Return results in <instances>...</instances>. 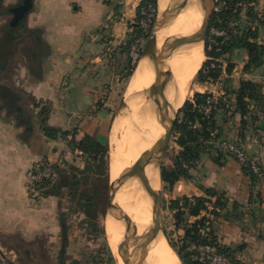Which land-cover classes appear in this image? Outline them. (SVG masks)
<instances>
[{
	"label": "crops",
	"instance_id": "crops-1",
	"mask_svg": "<svg viewBox=\"0 0 264 264\" xmlns=\"http://www.w3.org/2000/svg\"><path fill=\"white\" fill-rule=\"evenodd\" d=\"M20 2L0 0V17L9 19L8 8ZM140 2L32 0L21 34L26 40L21 74L31 77L23 92L36 99L37 104L41 102L46 112L40 110L31 121L22 122L26 125L25 132L23 124H16L11 120L13 117L0 113V248L8 253L9 264H40L41 255L47 264H62L54 253L65 250L69 234L65 212L59 208L57 196L45 194L40 200L28 197L26 171L34 160L65 146L67 138L78 140L80 135H94V130L86 126L99 122L94 116L97 112L91 110L98 94L118 84L127 67L129 56L125 44L136 23ZM249 5L257 16L252 22V27L257 29L256 41L264 44V0H255ZM5 27L0 26V40ZM246 61L245 50H233L229 57L232 71L227 74L224 68L217 82L201 84L202 92L212 93L215 99L223 95L224 86L219 85L222 76L230 80L232 89L238 87L241 79L263 82L264 62L244 70ZM19 108V113L24 115L25 110ZM225 114L221 135L234 140L238 119L230 111ZM43 116L48 126L67 133L55 138L46 136L39 126ZM240 142L264 169V143L254 141L251 127ZM76 152L68 159L72 165L82 168L77 159L73 160L82 158V153ZM213 156V152L204 154L190 178H180L167 187L169 198L201 196L204 188L209 187L223 192L227 204L221 212L228 218L214 219L215 235L221 244L236 250L240 264H264V173L252 188L233 157L226 156L217 164ZM204 214L205 210L199 216ZM199 216H191L189 221Z\"/></svg>",
	"mask_w": 264,
	"mask_h": 264
},
{
	"label": "trees",
	"instance_id": "trees-1",
	"mask_svg": "<svg viewBox=\"0 0 264 264\" xmlns=\"http://www.w3.org/2000/svg\"><path fill=\"white\" fill-rule=\"evenodd\" d=\"M219 0L215 2L218 3ZM226 5L221 7L218 11L213 10L212 17L209 22V29L217 27L226 29L228 22L232 17L238 19L237 29L238 32L230 34L229 40H222L220 42V49L216 50L215 46L210 49L209 46V29L208 37L205 43V54L208 57H223L227 65L225 72L229 74L232 71L233 64L229 62V57L233 50L242 49L247 53V61L244 65V70L259 67L264 62V44L256 41L257 29L253 26L252 22L257 20V16L253 8L249 5L255 0H225ZM241 2L245 7L237 6L236 3ZM149 4L156 7V0H141L137 10L136 21L141 17L140 10L147 8ZM244 9L245 18H242L241 12ZM148 33H144L139 25L135 24L132 29L131 37L125 44L126 50L128 46L138 37L146 39ZM222 41V42H221ZM141 51V49H140ZM140 55V54H139ZM210 61H205L199 70L196 72V81L204 83L206 81H216L220 78L221 67L220 63L216 62L215 67L207 68ZM133 65L131 64L130 57H128L126 74L128 76L132 73ZM207 68V69H206ZM224 94L214 99L211 103V110L208 116H205L201 109L206 103L207 99L212 96L210 92H195L192 99H186L180 108L177 115L172 136L175 144L179 147L177 152L172 158V163L169 165L162 164L160 177L164 186L171 187L180 178H190L192 170L195 168L197 162L206 153H214L213 160L217 164H221L222 158L226 156L233 157L240 165L241 171L247 177L248 182L252 188L261 179L264 169L258 163L255 157L253 162L258 167V171L254 172L251 169L250 162L239 163L237 159L230 153L223 152L214 146L216 140H230L223 137L221 134L222 122L225 120V113L230 111V115L237 117L239 127L237 130L236 138L233 141L240 144L241 139L244 138L245 132L248 127L251 129L261 128L264 129V120H258L255 112L250 109V104H254L258 108L264 107V81L254 82L251 80L241 79L236 89H232L227 82H224ZM42 112H46V108H42ZM225 114V115H224ZM257 122V123H256ZM41 130L50 138H55L58 135H65L67 131L59 128H53L46 124V116L40 120ZM260 143H264L263 139H258ZM72 148H77L86 157V162L83 168L70 165L68 169L59 171L58 178L54 185L45 189V194L58 196L61 188L72 190L80 183V179H92L93 191L87 192H71L73 197L78 198L81 210L87 212L89 207H97L100 209L99 200L101 196V186L103 182L102 175L105 172L104 156L106 154V146L100 141L93 138L91 135L85 134L81 139L72 137L69 140ZM214 197L212 201L211 198ZM83 202V203H82ZM207 204H211L212 208L208 209ZM226 198L223 192H218L214 188H204V195L201 196H187L172 199L169 202L168 208L172 211L175 229L182 230V236L178 244L169 243L172 249L177 254L181 264H200L190 258V253L186 250L189 243H212L217 246L218 250L232 260L235 259V249L221 244L215 235L211 225V220L206 215L199 216L201 211L205 210L212 214L213 218L222 216L227 219V214H222V209L226 207ZM99 206V207H98ZM218 208V210H216ZM191 216H199L194 221H189ZM108 260L114 263L115 260L111 253L108 252Z\"/></svg>",
	"mask_w": 264,
	"mask_h": 264
},
{
	"label": "bare ground",
	"instance_id": "bare-ground-1",
	"mask_svg": "<svg viewBox=\"0 0 264 264\" xmlns=\"http://www.w3.org/2000/svg\"><path fill=\"white\" fill-rule=\"evenodd\" d=\"M186 8L157 35V45L174 34L191 37L200 26L201 15L196 0H179ZM168 0H158V11H163ZM204 52L201 43H189L180 47L169 59V66L174 75L177 89L173 83L167 89L171 103L180 105L190 88V82L201 67ZM133 82L120 99L109 135V152L111 154V177H116L120 189L115 195L116 202L135 222L138 233L145 231L151 223L150 201L142 189L141 171L146 163L143 151L152 143L159 144L164 134L162 125L157 121L158 113L145 101V90L153 83L154 73L147 56L139 58L131 75ZM184 101V100H183ZM148 177L152 176L151 168H146ZM157 178L152 186L155 187ZM104 229L107 244L117 264H123V251H116L123 223L111 213L106 215ZM147 264H180L177 254L167 244L160 230L150 241L147 251Z\"/></svg>",
	"mask_w": 264,
	"mask_h": 264
},
{
	"label": "rangeland",
	"instance_id": "rangeland-1",
	"mask_svg": "<svg viewBox=\"0 0 264 264\" xmlns=\"http://www.w3.org/2000/svg\"><path fill=\"white\" fill-rule=\"evenodd\" d=\"M241 15L242 18H245L244 9L242 10ZM7 21L8 19L3 20L0 17V26L6 25ZM1 35H2V31L0 28V36ZM24 40L25 39L23 37H20L17 41H15L12 51L7 56L0 57V105H1L0 113H2L1 115L8 114L10 117H13L11 120H14L16 124H23L22 122L31 121L33 116H35V113L37 114V112L42 110V108L44 107V106H40L41 102L37 104L36 102H34L36 101V99L33 100L31 97L27 96L25 92H23L24 86H26L28 82L31 81V77L23 76L21 74L22 66L24 65L25 62L23 57V48L25 46L26 40L25 41ZM139 44L141 45L139 46V48L141 49L143 45L141 44V40L139 41ZM203 52H204V59L202 64L205 61H208L207 60L208 56L205 54V47ZM139 54L140 51L138 52V56L135 60H132V58L128 54V56L130 57L131 64L133 65L132 71L136 66L137 61L139 60L140 57ZM222 59L224 60L223 57ZM224 62L227 65L226 60H224ZM126 70L128 69H125L124 73L121 74L118 84L112 85L108 89H105L103 92H100L98 94L97 102L94 105L95 107L94 109L91 110V112L92 111L97 112V115L94 116L96 120H98L99 122L97 124L92 123L91 125L90 124L86 125L87 127H89V129L92 128L94 130V132H92V134L94 135L91 136L94 137L96 140L100 141L102 144H104L107 149L106 154L104 156L105 172L102 175L104 180L101 183V186L105 185V187L101 189L100 192L101 196L99 200L100 201L99 206L100 209H103V212L98 211L99 208L96 209L97 207H89L87 209V212H83L81 210L82 207L80 206V202L77 196L75 198L73 197V195H71V192L73 191L75 192L83 191L92 194L94 178L85 179V180L80 179V183L78 184V186L73 188L72 190L61 188L60 194L57 196L59 201V208L65 212V216H64L66 221L65 224L67 225V232L69 233L68 235H66L67 238H66V245L64 247L65 250L60 253L58 250L57 253H54L55 259L56 260L58 259L59 261V257H60L61 258L60 261H62V264H117L116 262L111 263L108 260V252L111 254L112 252L107 244L105 229H104V224H105L104 220L106 219L105 200H106V190H107V180H108V166L110 167V162H111V154L108 149L110 129L114 117L116 115L115 113L117 110L118 103L122 98V96L124 95L127 87L130 85L131 82H133L131 80V77L126 74ZM211 82L212 81L199 83L196 81V74H195L190 82V88L187 92V95L183 100L192 99V96L195 92H202L203 85L201 84H206ZM223 82H227L228 84H230V80L227 79L226 76H222V80L220 81L219 85L223 86L224 84ZM19 107L25 110L24 115H22V113H19L20 112ZM39 126L41 128V123L39 124ZM21 127L24 132L27 130L25 129L26 127L25 123ZM83 136L84 135H80L81 138ZM69 140L70 139L67 138L66 142H64L65 146H62L61 148L59 147L57 152L51 154V155H57L59 152L65 151L67 155L66 169H68L69 166L72 165L70 160L68 159L70 157V154L72 155V152L74 150L75 153H77L76 150H78L76 148H72V145L69 143ZM177 150H178L177 145L175 144L173 140V136L171 135L167 150L162 159V164L165 165L171 164L172 158L177 152ZM78 152L80 153L81 151L78 150ZM81 155L82 158L74 157L73 160L77 159L80 162L79 166L83 165L84 167L86 162V157L83 154ZM43 157L44 156L40 158ZM109 159L110 162H108ZM26 179H27V171L25 176V188L27 192ZM56 180L57 179H55L48 188L54 185ZM164 185L165 184H163L162 182L156 185V188H159L161 190V197H162L161 211H160L161 231L168 245H169L168 242L178 244L180 241V237L182 236V233L180 234V231L182 232V230L175 229L172 211L169 210L168 208L169 202L172 199L169 198V195L166 190L167 188ZM177 191H179L178 187H177ZM43 195H44L43 197H45V192H43ZM207 207L208 209H210L212 206L211 204H207ZM205 212L208 213V215H210L209 219L211 220V225L213 228V226L215 225L214 224L215 220L212 214L209 212V210ZM170 248L172 249L171 246ZM235 253L234 256L236 259ZM38 263L47 264L48 261L47 260L45 261L44 257L41 255Z\"/></svg>",
	"mask_w": 264,
	"mask_h": 264
},
{
	"label": "water",
	"instance_id": "water-1",
	"mask_svg": "<svg viewBox=\"0 0 264 264\" xmlns=\"http://www.w3.org/2000/svg\"><path fill=\"white\" fill-rule=\"evenodd\" d=\"M196 2L200 9L201 23L193 35L189 38L183 34H174L165 38L161 45L158 46V33L186 8V4L179 0H168L166 8L163 11H158L156 0L155 17L140 51L139 56H147L154 73L153 83L145 90V101L157 110L156 119L162 125L164 134L159 144L152 143L143 151L147 160L141 171V182L143 192L150 201L151 223L142 233H138L135 222L116 202L115 195L120 189V183L116 177H111V170L108 166L105 216L113 213L123 223L122 235L116 245V251H123L125 255L123 264H147L148 245L152 238L161 230L160 211L162 197L161 190L156 188V185L162 182L160 177L162 159L167 150L177 115L185 101L177 106L176 103H171L168 99L167 89L173 83L178 93V85L175 82L168 62L176 50L189 43H201L204 50L208 37L209 22L215 4V0H196ZM31 5L32 0H21L17 5L8 8L7 11L10 13V18L4 29V37L0 40V57L7 56L12 51L15 41L21 37L25 17ZM108 162H110V159ZM147 167L151 168V177L146 174ZM154 178H157L155 187L152 186ZM112 256L117 263L113 253Z\"/></svg>",
	"mask_w": 264,
	"mask_h": 264
},
{
	"label": "built area",
	"instance_id": "built-area-1",
	"mask_svg": "<svg viewBox=\"0 0 264 264\" xmlns=\"http://www.w3.org/2000/svg\"><path fill=\"white\" fill-rule=\"evenodd\" d=\"M104 1H110V0H104ZM217 0H215L216 2ZM226 5L225 0H219L217 4H214V10L218 11L221 7ZM245 7V5L241 2L236 3L234 10H236V7ZM156 13V7L152 4H149L147 8H142L140 10L141 17L138 21H136L135 24L139 25V27L142 29L144 33H148L149 29L151 27V24L154 20ZM239 20L232 19L228 22V27L226 29H220L217 27H211L209 29V46L210 49L212 46L216 47V50L220 49V42L218 41V38H221L222 40H229L230 34H235L238 32L237 25ZM141 40V44H143L145 41L143 38H137L133 42H131L128 46V54L132 58V60H135L138 56V52L140 51L139 41ZM222 42V41H221ZM142 48V47H141ZM210 61L207 68H213L215 67V63H220L221 71H224L225 68V62L222 59V57H208L207 59ZM206 68V69H207ZM219 78L214 81L217 82ZM215 97L212 95L209 97L206 101V103L203 105L201 112L208 116L211 110V103ZM264 105V102H263ZM250 109H252L255 112L256 117L258 118L257 122L259 120H264V107L258 108L254 104H250ZM256 122V123H257ZM252 137L254 138L255 142H259L258 139L264 140V129L261 128H252ZM214 146L222 150L223 152L230 153L233 155L239 163L244 162H250L251 169L254 172L258 171V167L253 162V158H251L248 155V152L244 148L242 144H237L230 140H216L214 141ZM67 155L65 151L59 152L57 155H48L44 156L43 158L37 159L31 163L27 170V179H26V187H27V193L30 198L35 199H42L43 198V192L46 188H48L51 183L58 178V174L60 170L66 169L67 166ZM210 208V207H209ZM211 209V208H210ZM207 217H210L208 213L205 212ZM186 250L190 253V258L194 261H197L200 264H240L238 261L232 260L226 255H224L222 252H220L216 245L212 243H195L191 242L187 245ZM0 264H9V258L8 253L3 251L0 248Z\"/></svg>",
	"mask_w": 264,
	"mask_h": 264
}]
</instances>
